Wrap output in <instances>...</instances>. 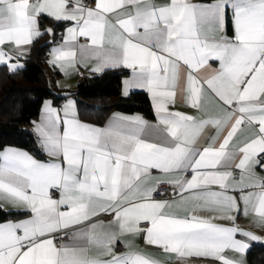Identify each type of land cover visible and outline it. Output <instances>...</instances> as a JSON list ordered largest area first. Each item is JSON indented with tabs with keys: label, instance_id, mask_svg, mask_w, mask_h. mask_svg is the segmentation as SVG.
Returning a JSON list of instances; mask_svg holds the SVG:
<instances>
[{
	"label": "snow or ice",
	"instance_id": "6c2138e0",
	"mask_svg": "<svg viewBox=\"0 0 264 264\" xmlns=\"http://www.w3.org/2000/svg\"><path fill=\"white\" fill-rule=\"evenodd\" d=\"M90 3L0 0V46L11 43L17 53L0 47V65L20 71L22 46L55 36L39 31L42 14L71 22L49 63L74 67L73 43L86 39L80 59L95 60L92 72L130 70L122 95L146 91L157 123L114 114L93 126L71 114L72 101L62 114L46 101L34 128L53 160L0 149V212L25 215L0 221V264H246L252 243L264 244L236 225L239 215L254 214L264 230V175L256 171L264 172V0ZM178 97L194 114L172 110ZM152 170L180 178L157 179ZM164 183L177 201L155 199ZM187 203L183 214L172 211ZM141 235L162 260L124 240ZM92 248L101 251L91 256Z\"/></svg>",
	"mask_w": 264,
	"mask_h": 264
},
{
	"label": "trees",
	"instance_id": "16d2710c",
	"mask_svg": "<svg viewBox=\"0 0 264 264\" xmlns=\"http://www.w3.org/2000/svg\"><path fill=\"white\" fill-rule=\"evenodd\" d=\"M39 23L41 33L50 29V25L55 36L45 34L34 38L29 54L22 58L24 67L20 71L11 73L9 67L0 65V149L6 144H14L42 155L31 124L47 97L58 103L66 95H72L79 115L97 123H102L113 110L154 115L146 91L135 90L130 96L122 95L121 78L125 69L83 75L73 88L59 86L60 71L49 63L50 41H57L66 22L58 23L42 14ZM228 30L231 31L230 24ZM21 214L0 212V220ZM246 254L250 264H264V244L253 242Z\"/></svg>",
	"mask_w": 264,
	"mask_h": 264
},
{
	"label": "crops",
	"instance_id": "0c3cea01",
	"mask_svg": "<svg viewBox=\"0 0 264 264\" xmlns=\"http://www.w3.org/2000/svg\"><path fill=\"white\" fill-rule=\"evenodd\" d=\"M30 3L33 2V0H29ZM157 2H160V0H157ZM193 3H200V0H192ZM91 6V5H88ZM39 19V18H38ZM71 22H66L62 28L60 29L59 32V38L57 39V41H55V45L51 44L50 46V52H49V61L52 59L51 56V47L53 46H62V34L65 33V29L67 26H70ZM51 29V26H48ZM39 30H40V23H39ZM229 35H231V31L228 30ZM80 43H88V41L86 39H82V38H78V40L76 42L73 43V46L76 47L77 50V56H76V61H75V66L74 67H66L64 70H61V68L57 65V66H53L51 65L52 68H56L60 71L59 76L57 77V84L63 88H73L76 86L78 80L83 76V75H89V74H93L95 72L91 71V68L95 65V60H87V61H82L80 59V54H79V50H78V45ZM32 45V44H31ZM31 45H26V46H22L24 48V54L19 58V60L17 61L19 64H22V58L25 57L26 55L29 54L30 49H31ZM3 48V50L10 54L12 57H16L17 53L14 51L13 49V45L11 43H5L3 46H0ZM86 63L87 66H81L82 64ZM130 73V70H127L123 75L122 78L127 77ZM121 78V80H122ZM122 90V87H121ZM150 97V96H149ZM46 101H51L53 102V106L56 107L58 110L61 111L62 114V110H63V106L68 102V101H72V111L71 114L79 119V121L84 122V123H88L90 125L93 126H103L106 125L107 122L110 120V118L114 115V114H122V115H132V114H139L142 117H144L146 120H148L150 123H157L156 119H155V113L153 116H146L143 113L139 112V111H135V112H126V111H121V110H113L112 112H110L106 118L104 119V121L102 123H97L94 122L92 120L86 119L84 117H81L79 115V111H78V107L76 105L75 99L72 95H66L64 98H62L58 103L54 102L52 98L47 97L42 101L41 104V109L40 112L38 113V116L34 119V121L31 124V127L36 135L37 138V142L40 146V140L41 137L39 136V134L35 131L34 128V123H43L44 121V112H43V104ZM151 101V99H150ZM152 104V103H151ZM171 107V106H170ZM152 108L154 110V107L152 105ZM207 108L210 112L215 113L217 111L216 105L214 103H210L207 104ZM172 110L175 111H181L187 114H194V110L191 109L189 106H187L185 103L181 102V99L178 97L177 98V102L175 104L174 107H172ZM151 139V137H150ZM13 148L19 151H26L28 152L30 155H32L35 159H37L38 161L41 162H51L53 160V158L51 156H49L46 151L40 146L41 150H42V155H38L37 153H35L34 151L26 148V147H22V146H18V145H14V144H6L4 145L1 149H6V148ZM2 162V161H0ZM258 175H264V172H261L259 169L256 170ZM152 176L157 178V179H179V176H171V177H165L163 175H161V173L158 170H152ZM155 199L157 200H169V201H177L179 199V196L177 194V190L176 192H174V194L170 195V196H166V197H155ZM192 207L191 203H187V204H183L180 205L178 207H174L172 209V211H176L179 212L180 214H183L184 211L186 209H190ZM208 213H204V215H207ZM253 216L254 214H250L249 216L245 217L244 215H239L237 217L236 220V225L243 230H247V231H251L253 232L257 237H260L261 240H264V230L258 229L254 226L253 224ZM25 218L24 214H21L19 216L16 217H10V218H6L0 221H7V220H22ZM100 219L102 220H108L110 219V217L107 216H101ZM217 223L221 224L222 226H230L229 222L226 220H217ZM143 227V223L141 225ZM107 228V225H106ZM125 242H131V244L133 245L134 248H138L141 251H143L145 254H147L148 256H151L154 259H158V260H162L163 258L159 255L160 254V249L157 248L156 246H150V245H146L144 243V238L143 236H137V237H132V236H128L124 238ZM121 251H124V244H119L117 246ZM101 250L98 248H92L90 249V255L91 256H96L98 255V253ZM228 255L230 256L231 253H228ZM245 260H246V264H250L248 258H247V254L245 255ZM172 264H176V261L174 260L172 262ZM191 264H219L218 261H215L211 258L208 259H194L191 261Z\"/></svg>",
	"mask_w": 264,
	"mask_h": 264
},
{
	"label": "built area",
	"instance_id": "2783aa9c",
	"mask_svg": "<svg viewBox=\"0 0 264 264\" xmlns=\"http://www.w3.org/2000/svg\"><path fill=\"white\" fill-rule=\"evenodd\" d=\"M85 3L87 5H91L90 0H85ZM84 39V38H82ZM158 192L163 193L162 195H155V197H166L174 194L176 192V189L174 186L169 185L167 183L160 184L158 187Z\"/></svg>",
	"mask_w": 264,
	"mask_h": 264
}]
</instances>
